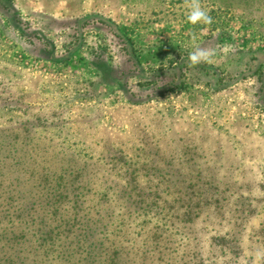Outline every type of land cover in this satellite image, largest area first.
<instances>
[{"label":"rangeland","instance_id":"obj_1","mask_svg":"<svg viewBox=\"0 0 264 264\" xmlns=\"http://www.w3.org/2000/svg\"><path fill=\"white\" fill-rule=\"evenodd\" d=\"M31 257L264 264V0H0V264Z\"/></svg>","mask_w":264,"mask_h":264},{"label":"clouds","instance_id":"obj_2","mask_svg":"<svg viewBox=\"0 0 264 264\" xmlns=\"http://www.w3.org/2000/svg\"><path fill=\"white\" fill-rule=\"evenodd\" d=\"M211 19V16L203 10L199 4H194L186 15L187 22L191 24H197L198 22L211 23ZM213 54L214 53L209 50L197 48L189 54V60L193 65L201 62H208Z\"/></svg>","mask_w":264,"mask_h":264},{"label":"trees","instance_id":"obj_3","mask_svg":"<svg viewBox=\"0 0 264 264\" xmlns=\"http://www.w3.org/2000/svg\"><path fill=\"white\" fill-rule=\"evenodd\" d=\"M107 158H108V157H107ZM60 178H61V176H60ZM56 190H57V189H56ZM54 221H56V219H55ZM58 222L61 223V222H62V218H59V221H58ZM55 227H56V226H55ZM57 233H58V232H54L53 229H48V234H51V235H57ZM51 239H52V238H51ZM51 239H50V240H51ZM33 256H34V255H33ZM31 258L33 259V260L31 261L32 264H38L37 261H36V259H35L34 257H31Z\"/></svg>","mask_w":264,"mask_h":264}]
</instances>
